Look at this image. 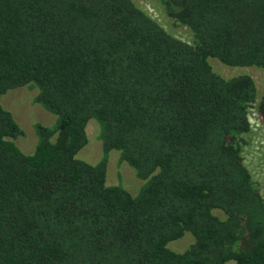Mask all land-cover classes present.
Returning a JSON list of instances; mask_svg holds the SVG:
<instances>
[{
	"label": "trees",
	"instance_id": "16d2710c",
	"mask_svg": "<svg viewBox=\"0 0 264 264\" xmlns=\"http://www.w3.org/2000/svg\"><path fill=\"white\" fill-rule=\"evenodd\" d=\"M0 0V264H264V196L245 162L264 85V0ZM37 89L56 116L24 130L2 104ZM96 121L103 152L78 156ZM113 150L144 182L109 184ZM193 235L183 251L170 243Z\"/></svg>",
	"mask_w": 264,
	"mask_h": 264
},
{
	"label": "rangeland",
	"instance_id": "374dc122",
	"mask_svg": "<svg viewBox=\"0 0 264 264\" xmlns=\"http://www.w3.org/2000/svg\"><path fill=\"white\" fill-rule=\"evenodd\" d=\"M136 1L170 33L187 42L193 41L192 32L186 26L180 25L168 17L158 0ZM209 61L213 69L222 76L232 77L241 73H248L253 76L258 88H263L264 75L261 69L229 66L214 57H211ZM36 94V88L22 86L8 91L2 97L3 106L13 113L24 130V134L16 139V143L26 153H32L37 144L35 124L51 125L56 119L54 114L35 101ZM250 119L253 128L249 135L250 142L245 147V162L252 170L264 196V121L254 108L251 111ZM86 130L89 142L79 152L78 156L91 163H96L100 160L103 152L98 123L94 120L90 121ZM107 180L109 184H122L131 192H137L144 182L121 159L120 153L116 150H113L109 157ZM193 241V235L186 232L183 237L172 241L170 247L176 251H183Z\"/></svg>",
	"mask_w": 264,
	"mask_h": 264
}]
</instances>
